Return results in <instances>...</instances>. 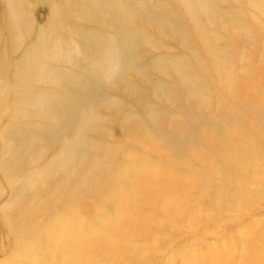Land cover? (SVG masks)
Here are the masks:
<instances>
[{
  "label": "rangeland",
  "instance_id": "1",
  "mask_svg": "<svg viewBox=\"0 0 264 264\" xmlns=\"http://www.w3.org/2000/svg\"><path fill=\"white\" fill-rule=\"evenodd\" d=\"M31 2L0 0V163L19 129L43 132L30 172L0 168V264H208L211 245L213 264H264V0H175L168 31V2L146 0L115 60L97 41L77 53L116 32L91 9L81 30L75 1ZM92 69L76 94L52 79ZM119 242L135 255L108 258Z\"/></svg>",
  "mask_w": 264,
  "mask_h": 264
},
{
  "label": "bare ground",
  "instance_id": "2",
  "mask_svg": "<svg viewBox=\"0 0 264 264\" xmlns=\"http://www.w3.org/2000/svg\"><path fill=\"white\" fill-rule=\"evenodd\" d=\"M74 5L76 4V8L78 10L77 12V19L80 22L73 23L70 27L71 28H80L81 30L85 29L84 24L82 21L85 19L89 21L90 18L96 17L93 15L96 14L98 17L103 19L102 26H111L116 30V32L112 35H109L108 37H105L101 35L98 31H92L89 30L88 35L82 36V44L81 48L77 51V53H83L87 54L90 51L91 44L94 41H97L103 45L104 53L109 52L113 53V55L110 58V60H115L116 58L120 57L123 53L122 57H124V54L128 53L132 49V42L135 40L134 32L136 31L135 28L132 26V23L129 22L130 17H136L140 13V6L141 3H143L146 0H72ZM167 8L166 13L167 16L163 17L162 19V26L164 27L165 31L171 30L169 27V23L167 20V17H170L172 14V9L175 5V0H166ZM40 3H47L51 7V0H32V5H37ZM188 10L190 9L187 7ZM93 13H91V11ZM97 18V17H96ZM106 23H105V22ZM60 28L55 29L53 32V35H57L60 32ZM176 33L178 31L176 30ZM206 45L208 42H205ZM2 41L0 39V46L2 45ZM209 47V46H208ZM0 51H2L0 49ZM124 51V52H123ZM80 54L75 53H64L63 59L68 60V62L72 63L76 68H80V61H84L83 59L80 60ZM87 60V58H86ZM111 68V67H110ZM173 68L177 70L179 73H182L183 71L179 66L173 65ZM64 78V79H63ZM99 72L96 69H92L90 72L84 73V72H77L76 75L72 76L70 75L69 78L66 79V74H60L59 76H53L52 79L57 84L61 85L62 87L66 88V92H69L71 94H76V90H74L75 86H78L82 84L83 82L90 83L95 81H99ZM62 81V83H61ZM26 87L25 89H27ZM197 92L200 93L199 89H197ZM46 103L53 109L58 110L59 112L73 116L78 113L76 109L72 107V105L68 104L62 94L59 93H50L47 98H45ZM75 111V112H74ZM188 120H190L188 118ZM43 135L42 131H34L28 127L24 129L18 130V135L13 138L15 140V145L10 146V153L6 160L0 163V168L5 173L10 174H27L31 171V168L36 166L35 159L37 158L34 154L32 148L28 147L26 144V137L32 136L34 139H40ZM58 139V138H57ZM219 146L221 144H218ZM222 146V145H221ZM224 147V146H223ZM227 149L226 147H224ZM230 150V149H229ZM228 151V149H227ZM47 153V152H46ZM237 160V159H236ZM241 161L244 160L243 158L240 159ZM228 167H230V164H226ZM226 165L217 167L216 169L219 171L225 170ZM29 167H31L29 169ZM49 170H51L49 168ZM56 178H50L48 180L43 181L46 182V187L50 185V182L54 181ZM68 190V189H67ZM246 190V189H244ZM29 212V208L27 206V202L24 201L23 198H19L10 213H14V217H10L9 214L7 216L10 220L14 219L13 221L16 222V224H19L18 227H20L23 222L25 221V215ZM74 215H70L71 223L74 224L72 221ZM259 228H264V225ZM264 231V229H263ZM124 240V239H122ZM117 245V244H116ZM129 245L126 242H119V245L115 248H112L114 253H110L107 257L110 259H121L125 256H134V252H130L128 250ZM134 248V247H133ZM211 254H208V256H205L206 262L208 264H213L214 261H216V257H218L221 261V255L224 253L225 249L218 250L216 245H211ZM130 252V253H129ZM216 252V256L214 254ZM222 254H221V253ZM74 257L77 258L76 255ZM66 259V258H65ZM74 260V258L72 257ZM76 261V260H75ZM89 261V259L87 260ZM261 263H264V260L260 259ZM61 264H71V260H62L60 262ZM59 263V264H60ZM92 264H103L102 262H92ZM137 264H140L139 260L137 261Z\"/></svg>",
  "mask_w": 264,
  "mask_h": 264
}]
</instances>
